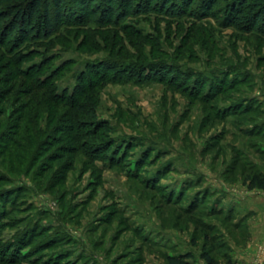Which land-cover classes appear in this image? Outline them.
Segmentation results:
<instances>
[{
  "label": "rangeland",
  "instance_id": "rangeland-1",
  "mask_svg": "<svg viewBox=\"0 0 264 264\" xmlns=\"http://www.w3.org/2000/svg\"><path fill=\"white\" fill-rule=\"evenodd\" d=\"M117 1L111 19L61 25L48 49L53 67L67 65L45 104L0 106V264H167L185 254L205 264L203 252L264 264V189L249 180L264 177L263 17L231 24L232 0L182 12L175 0L165 10L164 0H135L128 12ZM90 64L107 78L90 89L95 105L74 102L83 113L94 106L84 120L50 100L53 86L78 90ZM212 78L224 79L219 93ZM11 114L21 130L27 120L37 128L36 144L13 131Z\"/></svg>",
  "mask_w": 264,
  "mask_h": 264
},
{
  "label": "trees",
  "instance_id": "trees-1",
  "mask_svg": "<svg viewBox=\"0 0 264 264\" xmlns=\"http://www.w3.org/2000/svg\"><path fill=\"white\" fill-rule=\"evenodd\" d=\"M153 1L154 0H145L147 8L150 7V4ZM175 1V4H177V7L181 12L184 10L187 11V8H189L194 2V0ZM210 1H212L213 4V2L217 0ZM232 1L233 5L228 6L229 8H232L230 9L229 14L233 18L231 24L237 25L236 20L241 17L251 18L252 21H250L252 24H257L259 22L258 18L261 16L263 17L262 22L264 21V0H257V3H250L249 0ZM252 1L256 2V0ZM122 2L126 4V7L124 8L125 12H128L131 8V4H133L135 0H124ZM163 3L165 5L162 6V8L165 10L168 4L172 2L171 0H164ZM118 6L119 4L116 0H0V74L2 73V70H12L10 71V77H6L5 79L0 77V84H2V86H0V106L2 104L11 106L19 104L17 106L21 109L26 108L28 104L32 106V108L37 107L42 103L45 104L47 102L45 96H48V93H51L50 89L52 85H50L49 82L54 79V76L58 71H61L67 65L64 63L60 66L53 67L54 65L52 61L54 57L52 53H50L51 50L48 49L53 38L59 36L58 32L61 25L65 20L70 21L67 20V18H74L73 21H75L76 19L84 20L87 18L89 19L92 16L94 17L95 15H100V18L111 19L114 10L118 9ZM210 10L211 8H209L207 14ZM70 12L73 15H69ZM25 62L29 64L23 65ZM117 66L118 65L114 64L109 69H115ZM102 68L105 69V65H88L84 74L82 76L80 75L78 90L75 89L71 94L64 93L60 95L56 86H53L54 89H52V99L50 101L59 104H68L72 110H75L78 114H82L83 117L86 116L84 120L95 118L94 106H92L91 112L88 111L87 113H83L85 108L83 105L91 101L94 104V100H90L88 94L91 87L98 86V81L107 78V72L103 73L101 71ZM151 68L152 67H149L148 65L139 67L142 77L148 78V72L151 71ZM212 80L216 82L217 88L218 86H222L218 89L219 91L216 89V93L223 90L222 84L224 83V79L212 78ZM209 88H211V86ZM39 92H42L40 100L37 99L39 98ZM29 93H33L34 95L28 102L25 104L22 103V101L19 102L23 95L25 96ZM212 96H210V93L205 95V97L211 98ZM78 99H83V105L75 106L74 102ZM233 106H237V104L231 105L228 109H231ZM16 112H18L17 117L20 120L24 114L18 109ZM12 119L13 114H11L8 119L10 122L9 124L13 126V131L20 129L19 122L12 123ZM78 122L79 123H77L76 120L74 121L76 129L79 130V126H82L80 124H83V122ZM261 125L262 124H260V126ZM31 126L32 128L28 126L27 120L25 127L20 130L24 131V137L26 138L24 141L36 144L38 139L36 137L39 132L35 126ZM69 126L73 127V123H70ZM97 127L98 129L96 128V131L85 134V137H83L88 138L98 134L100 124H97ZM251 131L252 130L249 132ZM256 132L259 133L260 131ZM78 137H80V135H78ZM102 148L103 150L112 148L111 143H105ZM249 180L251 189H264V177L261 174L255 173ZM189 257L190 256L187 254L167 256L166 262L167 264H190L186 260ZM201 258L204 260L205 264H218L217 261L207 252H203ZM227 264H233V261L228 259Z\"/></svg>",
  "mask_w": 264,
  "mask_h": 264
}]
</instances>
